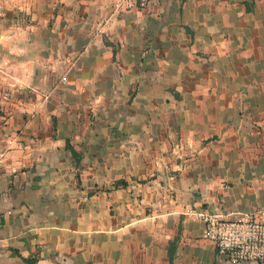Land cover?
<instances>
[{"label": "crops", "instance_id": "crops-1", "mask_svg": "<svg viewBox=\"0 0 264 264\" xmlns=\"http://www.w3.org/2000/svg\"><path fill=\"white\" fill-rule=\"evenodd\" d=\"M5 6L0 264H255L188 210L264 220V0Z\"/></svg>", "mask_w": 264, "mask_h": 264}, {"label": "built area", "instance_id": "built-area-1", "mask_svg": "<svg viewBox=\"0 0 264 264\" xmlns=\"http://www.w3.org/2000/svg\"><path fill=\"white\" fill-rule=\"evenodd\" d=\"M152 0H114L120 8L144 7ZM4 153L0 152V165ZM188 213L203 223V235L231 263L264 264V220L255 211L227 217L214 209L191 207Z\"/></svg>", "mask_w": 264, "mask_h": 264}, {"label": "rangeland", "instance_id": "rangeland-1", "mask_svg": "<svg viewBox=\"0 0 264 264\" xmlns=\"http://www.w3.org/2000/svg\"><path fill=\"white\" fill-rule=\"evenodd\" d=\"M19 2H22V0H9V3L7 2V0H0V5H2V6H5V4H9V6H11V5H15V4H18ZM6 7V6H5ZM5 11L6 10H1V8H0V19H2L5 15ZM21 12H23L22 10H20ZM21 12H18V11H16L15 13H14V15H13V17H12V14L10 13L9 14V18L11 19V18H13V21L16 23V21L17 20H21V18L20 17H23L24 19H26L27 20V17L25 16V14H23V16L21 15L22 13ZM21 13V14H20ZM15 29L16 30H21V28H16L15 27ZM99 242H101L100 240H99Z\"/></svg>", "mask_w": 264, "mask_h": 264}, {"label": "trees", "instance_id": "trees-1", "mask_svg": "<svg viewBox=\"0 0 264 264\" xmlns=\"http://www.w3.org/2000/svg\"><path fill=\"white\" fill-rule=\"evenodd\" d=\"M68 147L71 149V152L72 154L74 155V157L77 159L78 156H77V153L75 152V150H73V148L68 144ZM26 259V262L31 264V263H34L35 262V258H25Z\"/></svg>", "mask_w": 264, "mask_h": 264}]
</instances>
